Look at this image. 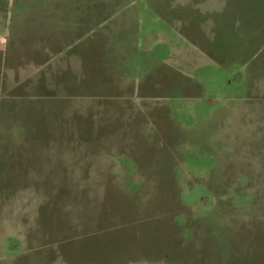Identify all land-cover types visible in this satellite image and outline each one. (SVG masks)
I'll list each match as a JSON object with an SVG mask.
<instances>
[{
  "label": "rangeland",
  "instance_id": "1",
  "mask_svg": "<svg viewBox=\"0 0 264 264\" xmlns=\"http://www.w3.org/2000/svg\"><path fill=\"white\" fill-rule=\"evenodd\" d=\"M212 1L0 0L27 38L32 7H101L76 49L100 37L112 69L0 97V198L34 184L65 219L40 264H264V0Z\"/></svg>",
  "mask_w": 264,
  "mask_h": 264
},
{
  "label": "crops",
  "instance_id": "2",
  "mask_svg": "<svg viewBox=\"0 0 264 264\" xmlns=\"http://www.w3.org/2000/svg\"><path fill=\"white\" fill-rule=\"evenodd\" d=\"M177 1L176 4L180 8L186 9L190 17H192L191 11L198 10L193 6V0ZM216 1L219 0L207 3L205 7L212 10L209 7ZM14 2L15 0H10V4L14 5ZM182 2H185V5ZM5 6V3L1 4L0 2V97H4L6 94L7 80L14 81L16 77L25 80H40L42 83L41 93L49 96L53 95V80L55 78L100 80L112 72L111 64L106 63V58L103 57L102 40L98 39L100 37L97 38L96 34V38L91 39L87 45V51L83 50L85 55L79 48L76 49L81 43L80 40L88 32H93L96 27L95 23L102 20L103 10L101 7L76 8L75 18L74 13L70 18L65 14L64 18L65 11L62 10L60 12L63 19H57V22L54 17L55 9L46 8L40 12L32 7L24 14L27 19L32 20L34 25L32 36L27 38L26 34L21 33L25 30L24 18L20 17L17 24L13 26L10 24L11 15ZM170 9L176 10L177 8L174 5ZM180 11L177 9V14L180 15ZM45 17L50 22V26L54 27V24L57 23L60 29L57 34L53 29L50 30V26L40 25ZM99 24L102 27L101 21ZM112 30L110 29V31ZM29 41H31V45H28ZM10 46H14V52L9 56ZM65 46L70 48L68 52L63 51L62 48ZM28 48H31V51ZM7 61H10L11 64L9 67ZM113 74L116 75L115 71ZM120 77L125 78L124 76ZM114 78L119 77L116 75ZM23 187L25 188L20 189V192H24L22 195L25 196L22 200L0 198V264H40L38 252L40 247H49L55 241L56 235L60 236L64 232V229H61L62 222L65 220L64 216L61 217L60 213H55L54 209L50 210L49 206L46 207L42 202L39 203V194L36 193L39 191L38 187L34 184H27ZM35 199L39 200L38 204L34 203ZM36 228L38 231L41 230V236L35 232ZM5 235L12 237L13 240L20 239V244L9 247L4 243ZM45 263L44 261L42 264ZM68 263L70 262L68 261Z\"/></svg>",
  "mask_w": 264,
  "mask_h": 264
}]
</instances>
